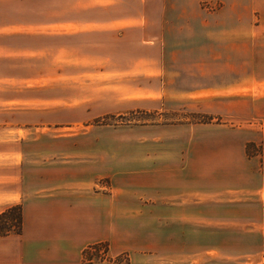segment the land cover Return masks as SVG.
<instances>
[{
  "label": "crops",
  "instance_id": "1",
  "mask_svg": "<svg viewBox=\"0 0 264 264\" xmlns=\"http://www.w3.org/2000/svg\"><path fill=\"white\" fill-rule=\"evenodd\" d=\"M50 9L57 10L54 17ZM51 25L59 40L73 44L59 51H82V39L106 35L91 46L104 49L106 71L115 75L112 87L136 91L133 105L123 101L120 110L159 106L171 113L184 105L186 112L197 106L204 116L232 118L233 128L190 127L189 135L216 130L242 136L249 130L252 139L239 140L240 150L259 139L264 165V0H0V40L48 36ZM224 51H233L232 64L219 62ZM211 52L218 53V63H203ZM184 53L186 69L178 61ZM218 70L232 71L230 79L220 80ZM183 71L193 85L179 84ZM52 146L57 156L45 134L0 123V214L20 206L22 218L20 234L0 236V264H81L83 250L103 242L115 253L129 252L131 264H209L206 255L195 258L187 248L194 247L195 232L226 230L217 217L227 214V201L218 193L194 192L192 156L184 166L173 161L170 175L155 168L146 177L150 170H138L135 186L128 175L112 180L111 147L100 150L98 163L66 161L63 146ZM188 146L190 151L193 144ZM253 196L259 209L236 207L233 214L264 217L262 192ZM211 216L218 221L210 223ZM259 231L261 250L249 264H264V223ZM183 232L187 250L179 256L174 248Z\"/></svg>",
  "mask_w": 264,
  "mask_h": 264
},
{
  "label": "rangeland",
  "instance_id": "2",
  "mask_svg": "<svg viewBox=\"0 0 264 264\" xmlns=\"http://www.w3.org/2000/svg\"><path fill=\"white\" fill-rule=\"evenodd\" d=\"M56 11L50 9L51 17ZM36 28L35 31H40V28ZM49 30L50 34L44 37L18 38L8 35L0 40V123L45 134L53 155L57 156L58 151L52 145L57 143L63 146L60 147V156H65L66 161L81 157L82 160L92 159L99 163L100 150L111 147L115 177L110 179L115 178L120 182V177L128 175L135 186L141 181L136 176L138 170H150L146 177L154 176L155 168H160L157 172L162 176L170 175L168 171L174 167L173 161L177 159L178 164L184 166L187 157L192 156L194 192L225 196L227 214L217 217L219 221L216 217H209L210 223L218 221L225 225V231L195 232L194 247L188 246L187 249L194 252L195 258L206 255L209 264H249L261 250L262 232L259 228L264 223V217L236 215L233 209H259L260 205L253 195L262 192L264 197V165L260 158L259 139L255 143L247 142L245 148L240 150L239 140L252 139L249 130H246L247 135L242 136L200 130L191 137L190 127L217 129L224 126L233 128L234 125L232 118L204 116L198 112L197 106H190L191 111L186 112L183 105L171 113L163 112L164 108L159 106L120 110L117 104L123 101L133 105L131 101L137 98L132 96H136V91L132 87L124 94L123 91L127 89L112 87L115 75L106 71L104 49L91 46L95 42L105 41L106 35L101 36L100 41L84 38L79 45L82 51L70 53L59 51L61 45L68 47L71 44L72 48L73 44L58 39L56 25H51ZM221 55L220 63H233V51H224ZM217 56L218 53L211 52L202 62L218 63ZM187 58L185 53L177 58L185 69ZM193 62L198 63L199 60ZM218 71L220 80L230 79L232 71ZM183 74L185 76L179 84L184 87L193 85L184 71ZM248 125V122H243L240 126L248 129ZM182 129H187V132H179ZM172 130L174 132L170 133ZM55 139L59 140L54 142ZM192 144L193 148L187 151V145ZM145 156L151 159L161 156L162 164L147 159L145 162L148 164H144ZM205 220L208 218L205 217ZM185 234L178 233L179 238L183 236V240H179L174 248L179 256H185L187 250ZM106 244L109 260L116 261V264H131L129 252L115 253Z\"/></svg>",
  "mask_w": 264,
  "mask_h": 264
},
{
  "label": "trees",
  "instance_id": "3",
  "mask_svg": "<svg viewBox=\"0 0 264 264\" xmlns=\"http://www.w3.org/2000/svg\"><path fill=\"white\" fill-rule=\"evenodd\" d=\"M22 226L21 208L14 206L0 214V236L9 233L20 234ZM108 253L106 243H97L89 245L82 252L81 264H96L101 263Z\"/></svg>",
  "mask_w": 264,
  "mask_h": 264
},
{
  "label": "built area",
  "instance_id": "4",
  "mask_svg": "<svg viewBox=\"0 0 264 264\" xmlns=\"http://www.w3.org/2000/svg\"><path fill=\"white\" fill-rule=\"evenodd\" d=\"M100 259H98L95 263L96 264H116V261H111L107 256L104 257L101 263H97Z\"/></svg>",
  "mask_w": 264,
  "mask_h": 264
}]
</instances>
